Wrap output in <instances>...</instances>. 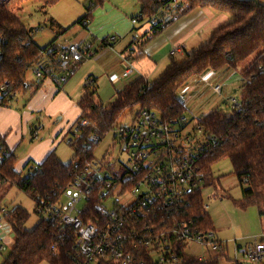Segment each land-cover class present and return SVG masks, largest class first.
Here are the masks:
<instances>
[{"label": "trees", "instance_id": "16d2710c", "mask_svg": "<svg viewBox=\"0 0 264 264\" xmlns=\"http://www.w3.org/2000/svg\"><path fill=\"white\" fill-rule=\"evenodd\" d=\"M26 1L10 0L0 5V106L8 105L16 94L28 88V72L36 66L43 70L45 78L53 75L59 67L58 49L53 46L40 48L30 38V32L22 20L12 13L11 6ZM35 1L54 3L58 0ZM103 1L92 0L90 10ZM139 1L142 4V16L152 18L160 8L174 0ZM180 1L188 4L189 10L211 7L229 13L231 19L213 30L206 42L187 52L184 57L172 56L166 70L153 82L138 77L119 91L111 103L95 101L96 84L92 80L85 87L86 93L80 101L82 113L76 124L78 131L68 142L75 150L70 162L64 163L54 153H50L37 167L24 173L25 169L19 170L16 167L17 159L13 151L5 142L0 144L1 149L9 151L0 163V185L9 183L17 186L34 201L40 197L57 202L61 192L73 179V162L78 159L81 165H85L93 161L96 146L107 134L116 131L127 111L133 113L135 107L155 109L168 119L179 118L186 113V107L178 98L177 91L193 75L224 66L237 67L240 61L259 48H264V3L256 0ZM89 13L79 22L91 18ZM162 24L160 21L154 24V33L162 29ZM243 74V106L228 110L216 109L198 119L206 135L216 136L220 140L216 149L201 156L199 163L204 176H210L204 179V185L207 186L216 184L211 173L213 162L222 158L230 159L240 185L247 184L243 189V199L236 205L241 208L256 205L261 215H264V51ZM93 135L98 138L96 142L91 141ZM245 177H248L246 182ZM190 194L195 227L204 234L215 232L201 189ZM34 211L37 213L35 207ZM29 218L30 213L21 206L10 210L7 220L14 235V243L1 264H40L43 261L49 264H74V235L71 230L60 228L58 222L46 217H42L32 229H27L25 224ZM209 242L204 240V244ZM172 247L177 256V264H218L219 258L227 254L221 241L217 255L207 259L189 255L186 244L175 238H172ZM144 255L148 263L152 264L149 251ZM99 264L113 262L101 261Z\"/></svg>", "mask_w": 264, "mask_h": 264}, {"label": "built area", "instance_id": "2783aa9c", "mask_svg": "<svg viewBox=\"0 0 264 264\" xmlns=\"http://www.w3.org/2000/svg\"><path fill=\"white\" fill-rule=\"evenodd\" d=\"M7 1L0 0V5ZM137 21V18L132 19L133 23ZM82 24L87 26L88 20H83ZM165 27L163 23L162 28ZM133 39H137V34ZM94 54L87 43L70 44L57 55L60 72L57 70L46 78L65 83L80 61ZM123 66V74L114 75L112 79L120 80L134 73L130 60H125ZM34 74L35 83L41 85L46 79L43 70L36 66ZM91 82V77H87L85 87ZM230 103L232 108L243 106L236 98ZM42 127L40 124L33 131L34 138H38ZM116 130L120 154H112L113 161L94 159L81 165L76 159L73 179L58 201L40 197L34 201L38 214L73 233L74 264L101 261L150 264L144 255L148 251L152 264H177L172 238L185 244L195 241L201 245L209 240L218 252L220 240L216 239L215 232L204 234L194 225L190 193L202 191L205 176L199 160L205 152L216 149L220 140L206 135L198 120L193 123L185 114L168 119L155 109L138 108L133 112L132 124H120ZM77 131L78 128L74 134ZM97 139L96 135L91 137L93 142ZM8 154L6 148H0V163ZM247 180L245 177L244 182ZM9 213L10 210L0 207V240H5L9 231H6ZM3 249L5 244L0 245V251ZM231 264H264V241L237 245Z\"/></svg>", "mask_w": 264, "mask_h": 264}, {"label": "crops", "instance_id": "0c3cea01", "mask_svg": "<svg viewBox=\"0 0 264 264\" xmlns=\"http://www.w3.org/2000/svg\"><path fill=\"white\" fill-rule=\"evenodd\" d=\"M187 7L184 2L174 0L167 6L160 8L150 18L142 16V4L139 0H104L93 10H90L88 6L86 13L90 12L89 14H91V18L87 19L88 25L81 26L82 23L79 22L80 24L76 26V21L71 23V25L74 24L71 30L72 38L64 47L72 43L83 42L89 44L95 54L90 58L82 59L73 76L65 83H59L55 80H53L54 83H51L48 80L49 78H46L41 85L36 84L37 87H28L23 93L30 94L31 100L26 108L23 109V112H18V109L0 107V135L4 137L6 145L15 154L17 159L16 167L19 170L25 169L33 161L35 165L29 167L32 170L42 163L50 153H54L62 162L67 163L63 161L59 153V147L66 137H68L67 140L69 142L72 137L69 136L70 131L73 130L74 134L76 130L78 118L82 113L80 101L86 93L85 79L87 77H91L93 83L96 84V93L98 88L101 91L102 85L111 84V86L116 88L115 93L117 95L119 91L138 77H144L148 81L153 82L166 70L172 56L184 57L187 52L206 42L213 30L231 19L229 13L211 7H198L192 10L187 9ZM134 18L138 19L136 23L132 22ZM158 21L165 23L166 27L154 33L153 27ZM135 34H137V39L134 41L133 36ZM125 60L132 62L134 73L129 77H123L115 81L112 77L123 74V62ZM59 68L58 73L60 72ZM228 68L231 67L224 66L217 71L221 73ZM203 73L192 76L193 78L197 75L200 76L197 81L192 78L189 81L191 83L188 87L193 86L194 89H192H197L198 93L202 91V87L204 88L202 81H212L211 79L215 76L219 78V73H216V70L211 71L210 75H206L208 72L205 73L204 77L201 78ZM222 77L220 76V79ZM225 81H228V78ZM222 84L221 80L215 84V86L221 85L220 92H216L213 89L218 95L221 94L223 89L224 84ZM187 95L188 93L185 94L186 98ZM94 98L97 103H103V101L97 100L96 95ZM211 101L209 104L212 103ZM59 114L63 115L59 119L64 118L65 121L53 129L51 136L41 139L33 137L35 144L27 151L24 158L19 160L17 150L23 143L21 138L28 130L27 127H32L31 124L35 120L39 121L42 117L46 119ZM39 123L43 126L41 122ZM29 170L25 169L24 173ZM213 194L205 196L202 190V197L207 212L212 200L220 199L221 206H225L227 201L224 195L214 197ZM253 206L257 207L256 205ZM232 208L236 210L237 206L234 204ZM257 209L259 216L262 218L263 215H261L258 207ZM211 217L216 239L221 242L222 240H228L229 231L219 228L224 222L219 221L218 217L216 219L214 216ZM220 234L223 235L222 238ZM258 234L260 235L255 239L264 241L262 219L261 232ZM8 236L9 231L5 240L8 239ZM198 257H205L206 259V256L200 255ZM208 257H215V255ZM218 261H220V258Z\"/></svg>", "mask_w": 264, "mask_h": 264}, {"label": "rangeland", "instance_id": "374dc122", "mask_svg": "<svg viewBox=\"0 0 264 264\" xmlns=\"http://www.w3.org/2000/svg\"><path fill=\"white\" fill-rule=\"evenodd\" d=\"M256 1L264 3V0ZM9 2L10 0H8L6 3ZM91 2L92 0H58L54 3H43L41 1L28 0L26 2H21L16 6H11V11L14 15L22 20V22L30 32V38L40 48H48L53 46L56 49H61L66 44H68L69 41H71V30L74 27V24L71 25V23L76 21V26L80 24L79 20L86 14L89 3ZM81 26H83V24H81ZM31 28H33V30H31ZM263 51V47L259 48L258 50H256V52L240 61L237 67L228 68L221 73L216 70V73H219V78H216L215 76L213 79H211L212 81H202V85H204V88L202 87V91L199 93L197 92V89L193 90V86L188 87V85L191 83L189 82L191 78L197 81L198 77L200 76L197 75L195 76V78L191 77L189 80H187V82L182 85L177 91L178 98H180L185 103V115H187L189 119H192L194 123L200 117H203L216 109H232L231 103L228 104V102H230L232 98H236L242 102V87L243 83L245 82L243 71ZM211 71L215 70H208V73L205 72L207 73L206 75H210ZM205 73L202 74L201 78L204 77ZM220 76L223 77L220 79ZM226 78H228V81H225ZM48 80L51 81V83H54V81L50 78ZM220 80L221 82H223L224 86L221 94L218 95L214 91L220 92L221 85H219V89H216L215 86L216 82H220ZM26 82L28 84V87L30 88L37 87L35 83L34 69L28 72ZM97 90V100L103 101V103L105 104L111 103L117 98V93H115L116 88L114 86H111V84L102 85L101 91L100 88H98ZM187 93L188 95L186 98L185 94ZM30 100V94L18 93L15 95L13 100L8 103V105L0 107L18 109L17 111L21 113L23 112V109L26 108ZM210 100H212L211 102L214 103L209 104ZM137 108L138 107H135V110H137ZM61 116L63 115L59 114L55 117L46 119L42 117L39 119V121L35 120L31 124L32 127H27L28 130L23 134L21 138V140H23V143L19 150H17V156L19 157V160H22L27 151L30 150L35 144V139H33V131L38 128V126L40 125L39 122H41L44 127L39 130L38 138H47L51 136L53 129L58 124L65 121L64 118L59 119V117ZM132 121L133 113L127 111L126 115L120 120V124L127 126L132 124ZM69 136H74L73 130ZM115 136H117V130L115 132L107 134L99 142L94 150L95 159H110V156L112 154L113 156H117L120 154L118 139L116 140ZM0 137L1 140L5 142L4 137L2 135H0ZM67 139L68 137H66L62 141L59 147V153L62 156L63 161L68 163L73 157L74 150L73 147L68 144ZM114 159L115 158H112L110 159V161H113ZM34 165L35 163L32 161L30 165H28L25 169L29 170V167H32ZM211 173L214 179H216V184L205 186L203 183L202 190L203 193H205V196H208L210 194L212 195L213 192H215L213 194L214 197L219 195H224L226 197L225 199L227 201L225 202V206L220 205V199L212 200L209 204L208 212L210 217L214 216L215 219L218 217L219 221L221 220L222 222H224V224L219 227L220 229H226L227 231H229L228 240L223 241L221 239L224 243V246L226 247L225 249H227V252L225 251L227 254L226 256H221L220 261L218 262L219 264H231L234 260V254L237 245H244L248 242L259 240L255 238H258V236L260 235L258 233L261 232V219L264 226V215L261 218L259 216L257 207L253 205L248 206L246 209H243L236 205L239 200L243 199V189L247 187V184H244V186L240 185L230 159L222 158L213 162L211 166ZM206 177L210 178L208 174L205 176V179ZM130 199L131 198H128L127 200ZM232 204H235L237 206L236 210H233ZM0 206L5 207L8 210H12L17 206H21L26 209L30 213V218L25 224V227L27 229H32L41 220V218L44 217L43 215L40 216L34 211L35 202L33 198L20 190L17 186L11 185L9 183L0 185ZM6 229L9 230V236L7 240H0V245L5 244V249L0 251V264L9 254L14 243V235L12 233L10 224H7ZM222 236L223 235L220 234L221 238ZM261 236L263 235L261 234ZM186 247L187 253L189 255L197 257L200 255L206 256V259L208 258V256H214L218 253L212 248L211 243L201 245L199 242L188 241L186 243ZM46 263L48 262L45 261L41 264Z\"/></svg>", "mask_w": 264, "mask_h": 264}, {"label": "water", "instance_id": "95a60500", "mask_svg": "<svg viewBox=\"0 0 264 264\" xmlns=\"http://www.w3.org/2000/svg\"><path fill=\"white\" fill-rule=\"evenodd\" d=\"M31 30H33V28H31Z\"/></svg>", "mask_w": 264, "mask_h": 264}]
</instances>
